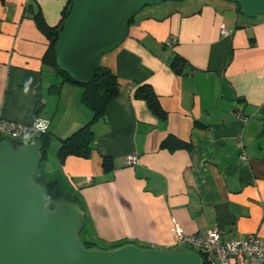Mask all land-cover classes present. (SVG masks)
<instances>
[{"label":"crops","instance_id":"0c3cea01","mask_svg":"<svg viewBox=\"0 0 264 264\" xmlns=\"http://www.w3.org/2000/svg\"><path fill=\"white\" fill-rule=\"evenodd\" d=\"M68 3L0 1V114L21 124L48 120L55 148L93 119L82 89L43 65L49 41L34 16L56 27ZM175 56L186 62L182 74ZM100 65L120 92L92 127L89 158L58 160L52 176L41 170L81 203L82 239L169 249L177 224L187 235L264 240V15L249 18L219 0L145 8ZM143 85L165 117L135 97ZM169 137L191 148L170 150ZM130 155L137 165L127 164Z\"/></svg>","mask_w":264,"mask_h":264},{"label":"water","instance_id":"95a60500","mask_svg":"<svg viewBox=\"0 0 264 264\" xmlns=\"http://www.w3.org/2000/svg\"><path fill=\"white\" fill-rule=\"evenodd\" d=\"M163 1L73 0L54 48L58 68L88 84L102 57L124 43L130 22ZM219 1L238 5L249 18L264 15V0ZM42 160L36 141L18 149L11 141L0 143V264H205L201 254L180 247H87L85 211L69 201L50 208L48 190L38 182Z\"/></svg>","mask_w":264,"mask_h":264},{"label":"trees","instance_id":"16d2710c","mask_svg":"<svg viewBox=\"0 0 264 264\" xmlns=\"http://www.w3.org/2000/svg\"><path fill=\"white\" fill-rule=\"evenodd\" d=\"M0 1L4 2L5 0H0ZM72 4H73V0H69L68 5L63 12L61 21L56 27H50L45 22L43 16L40 13H37L34 16V20L38 29L46 36V38L49 41V48L43 58V65L46 68H51L55 72V74L62 79V82L70 83L77 87H80L82 89L83 104L93 112V119L88 125L84 126L80 130L75 132L69 138L61 141V147L57 155L62 163H64V161L70 156L89 158L92 152V146H91L93 141L92 127L99 119L105 117V113L109 104L111 103L112 100H114L118 96L120 92V86L116 75L110 69L105 68L101 65H99L96 73L94 74L93 78L88 84H80L75 82L68 74H66L65 72L61 71L58 68L54 48L59 40L60 33L64 27L65 21L72 8ZM236 6L240 11V7L238 5ZM135 19H133L128 25V30L133 24H135ZM185 65L186 62L182 58H180L179 56H175L172 64V68L175 71V73L182 74ZM135 97L144 100L151 109V111H153L154 113H156L161 117H165L164 111L161 109L159 101L149 85L140 86L136 91ZM34 141L38 142L41 145L42 155H43L42 163H43V161L47 158V152L51 146V136L49 132L46 134H41L35 137ZM14 145L16 149L20 147V144L16 142L14 143ZM163 146L169 148L170 150H176L179 148H185V149L191 148L189 144H186L175 137H169L167 140H165ZM104 166L106 167V162ZM39 173L41 176L38 182L44 187H46L48 190L50 208H53L55 204H57L60 201H69L78 204L83 209L78 198L65 192L60 187L57 180H53L45 176L41 171V167L39 169ZM128 243L131 242L114 245L108 248L106 247V249L119 247L121 245ZM85 245L87 247H94V246L98 247L97 245L92 243H85Z\"/></svg>","mask_w":264,"mask_h":264},{"label":"built area","instance_id":"2783aa9c","mask_svg":"<svg viewBox=\"0 0 264 264\" xmlns=\"http://www.w3.org/2000/svg\"><path fill=\"white\" fill-rule=\"evenodd\" d=\"M222 35H227L225 30H222ZM175 45L176 41L173 39L167 42L169 47ZM49 128L50 122L45 119L37 118L31 123L21 124L6 121L0 114V143L11 141L21 146L29 143V138L48 133ZM241 158L246 159L244 153ZM137 163V156L127 157L128 165L135 166ZM171 233L174 247L198 252L205 264H264V240L255 234L241 241L224 240L218 230H209L206 235H187L177 224L172 225Z\"/></svg>","mask_w":264,"mask_h":264},{"label":"rangeland","instance_id":"374dc122","mask_svg":"<svg viewBox=\"0 0 264 264\" xmlns=\"http://www.w3.org/2000/svg\"><path fill=\"white\" fill-rule=\"evenodd\" d=\"M169 2H174V1H165V2H163V4H168ZM175 4H177V3H175ZM146 8H147V10H151V8H153V7H146ZM33 139L29 138L27 140V142H31V140H33ZM60 147H61V145H59L58 148H55V147L49 148L48 152H47V158L43 161V163L41 165V170L44 171L45 173H48L49 176H52L58 170L59 158H58L57 154H58ZM83 241L85 243H93V244L97 245L99 248H103V249H106V247L107 248L110 247V246H105V244H100L101 242H97L96 240H93L92 242L88 241L85 239V235H83Z\"/></svg>","mask_w":264,"mask_h":264}]
</instances>
